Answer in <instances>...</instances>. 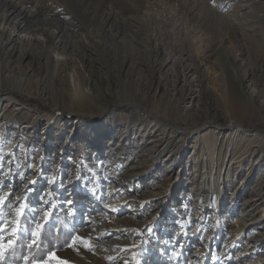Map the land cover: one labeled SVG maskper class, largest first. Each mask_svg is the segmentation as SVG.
Wrapping results in <instances>:
<instances>
[{"label": "rangeland", "instance_id": "obj_1", "mask_svg": "<svg viewBox=\"0 0 264 264\" xmlns=\"http://www.w3.org/2000/svg\"><path fill=\"white\" fill-rule=\"evenodd\" d=\"M15 1L30 8L36 0ZM39 1L44 13L30 24L51 35L57 29L49 17L59 16L70 35L60 40L67 55L80 51V36L88 38L89 78L115 94L100 95L107 107L74 106L71 89L45 73L40 47L21 62L6 56L16 75L33 74L47 98L0 82V244L12 242L0 264H264V235L250 242L248 229H230L264 178V0ZM114 13L139 19L126 23ZM146 13L151 17L141 19ZM125 25L142 33L143 40L132 37L137 48L127 44ZM160 46L176 70L195 61L210 79L198 74L185 86L174 66L155 71ZM245 69L256 84L253 101L245 92L250 80L241 84ZM67 74L69 82L77 79L72 68ZM156 88L154 102L136 92ZM189 88L199 92L194 108L184 107ZM130 97L138 105L113 104ZM98 118L115 125L95 136ZM135 163L142 174L124 179ZM255 203L258 233L264 201ZM203 208L201 218L196 210Z\"/></svg>", "mask_w": 264, "mask_h": 264}, {"label": "bare ground", "instance_id": "obj_2", "mask_svg": "<svg viewBox=\"0 0 264 264\" xmlns=\"http://www.w3.org/2000/svg\"><path fill=\"white\" fill-rule=\"evenodd\" d=\"M1 1L6 8L3 10H0V58L4 57V59H2V61H4L3 67L2 69L0 68L1 69L0 82L8 83V82L13 81L14 87L18 88L20 93H23V94L29 93L30 96L33 95L40 99H43L44 102L46 101L47 97H43V96L47 94H44V92L42 91L43 89L42 90L40 89L41 91L38 90L39 81H37L35 85L32 83L33 74L28 76V74H26L28 72H25L21 75L20 74L16 75L14 71L17 66L16 67L11 66V62L9 60H6V56L13 57L16 54L18 55V60L20 62L24 59H27L32 53L30 50L31 47H35L36 45L42 49L41 52L45 55V68H47L45 69V73L47 74L51 73V75L54 76L52 77V79H55L65 84L66 87L68 86L73 92L70 94V97H72V100H71L72 105L77 106V107H83L86 105H100V106L106 105V107L109 106V103L107 104L102 103L103 99L100 97V95L105 96L106 98L107 97L111 98V94H115V92L109 91L107 88L103 89L97 85H94L92 80L89 78L88 71L86 70V65H87L86 58H91L92 57L91 54H94V47L92 46L88 38H85L84 35L80 36L79 41L83 47L80 46L79 52H77V50L75 51V56L67 55V54H71V52H68V50H66V48L63 45V42L60 40L62 37L64 36L69 37L70 35H68L67 30L63 26H60L59 24H57L58 21L60 20L59 16H56L54 18L49 17L50 21L56 22L54 24L57 30H55L51 35H48L50 34V28L48 29L38 28L35 25H31L29 21L31 17L33 16L39 17L40 15H43L44 13L42 4L40 3L39 0H36L34 5L30 8L25 6L21 1L17 2L15 0H0V2ZM114 14H116V17L119 20H123L126 23H130L132 19H136V20L139 19L138 17L139 15L138 16L133 15L132 17L129 15L130 17L126 16L124 18L123 17L120 18L119 13H114ZM143 17H151V16L149 13H146L145 15H142L140 18L142 19ZM129 19H130V22H128ZM103 21L107 22L106 19ZM150 24H152L151 21L148 25ZM126 27L128 29L127 32L132 35L127 40L128 42L127 44L131 47H134V42L137 40H132V37L135 39L134 35H136L138 40L139 39L143 40L141 38L142 33L140 31L132 30V28H130L129 26H126ZM108 32H109V29H106L105 33H108ZM45 34H47L48 37H46ZM118 37H120V35L116 34L115 38H118ZM57 38H59V40ZM81 47L85 51H83ZM88 48L92 50V53L90 55L87 54V51H86ZM134 48H137V47L135 46ZM156 49L160 51L158 55L162 56V59L158 61V66L154 68L155 71L161 72L164 70H168L169 68L172 69L173 66L175 67V60H173L174 59L173 56L166 54L165 50L162 49L161 46ZM74 50L75 49H72L71 51H74ZM151 53H153V51ZM158 55H156L155 53L154 56L150 57V60L152 62V67H153V64L156 62V58ZM110 61L111 63H113L115 60L114 61L110 60ZM234 61H237V59L234 58ZM122 63H123V66H121L120 68L121 73L125 69L124 65L126 64L127 66V61L123 59L121 60V64ZM198 64L197 62L194 61L193 63H188L186 65L180 64L181 67H179L180 69L178 68L177 70L175 67L174 73H173V75L175 76V80L179 83H182L185 86L186 85L188 86L192 83H195V77H197L198 74H201L202 76H204L205 81H208L210 79L209 73L205 71V67L203 68L201 67V65H198ZM135 65L138 66V63H136ZM114 66H117V64H115ZM22 67H25V66L21 65L20 68ZM68 68H72L73 73H76V76H77L76 80H71L69 82V78H67ZM132 68L133 67L131 66L128 69H132ZM165 72L167 73V71ZM252 75H254V73H252ZM154 76H155V73L152 75V78ZM249 77H250V74H248L247 69H245L241 77V84L243 85L245 81L250 80L248 84V89L247 90L245 89V92L248 96V99L250 101H253L256 98L255 97L256 84L253 82V79L252 78L249 79ZM17 78H20V79L18 80ZM45 78H47V76H45ZM196 80L198 81V79ZM15 81H20V82L15 84ZM23 82L24 84H22ZM28 82L31 83V88H30V83ZM138 91L140 92V94L142 93L143 95H145V97L143 96L142 98L147 102H151V101L154 102L153 100L159 97L158 88H156L154 92H152V89H150L148 92H145V94L144 92H142V89H137L136 92ZM140 94L137 93L136 95H140ZM199 97L200 96H199L198 90L190 89L188 95L184 97V102L187 100L185 102L184 107L186 108L196 107L199 103ZM131 98L132 97L127 98L124 101H117V98H114L116 101L113 100L114 101L113 104L121 103V104L135 105L136 103H134V101ZM15 109L11 110L12 113L15 111ZM52 109L55 110L56 108H52ZM75 110H78V109H75ZM146 110L148 109L146 108ZM60 111L64 112L67 110L61 109L59 110V112ZM149 111L150 113H152L151 109H149ZM70 112L73 113V111H70ZM75 114H77V112ZM92 115L97 117L95 113H93ZM56 118H57V123L60 125L63 118L59 115V113ZM99 120L100 118L96 119L95 121L96 123H94L93 134L95 136L97 132H98V135L102 134L103 131L108 130L109 128L112 127V125H115L114 121H109V123H107V122H101ZM260 139L258 140L261 143L262 139L261 140ZM155 141H158V139L153 140V142ZM14 145L15 143L11 144V146H14ZM203 146L206 147L205 140H204ZM210 147H212V145H210ZM253 153H255V150H253L251 154ZM130 168L132 169L129 171L122 172L121 175L125 176L124 179L133 177L132 175L134 172H136V174H139V173L142 174L141 172H139L141 168H139L138 163L132 164ZM260 178H261V181L259 182V184H261L262 187H260V189L258 190H255V189L252 190V192H250V194L247 195V197L244 199V202H243L244 204H246V206L243 208L241 213L235 216L234 218H232L230 222V227H231L230 229L232 230V232H235L236 235L241 233L243 230L248 229L250 233H248L247 239H250L249 240L250 242H254L255 239L257 240L263 239V235H264V228L260 230L258 233L257 231L253 232L254 224L257 223L256 221L257 212L259 210V207L255 206L257 205V203H255V200L264 201L263 199L264 197V178L263 177H260ZM223 190H225V186L219 185V191L216 196V201L219 204L222 203L221 196L223 194ZM151 193L152 194L150 195H153L154 190H152ZM206 210L207 208L199 209V210H196V213H198L197 215H199V217L203 218L205 216ZM220 226H222L221 222L220 223L218 222V228ZM103 231L104 229L97 230L98 234L100 235L104 234ZM197 255L198 254H193L191 257L197 258L198 257ZM191 262L192 260L190 261V263Z\"/></svg>", "mask_w": 264, "mask_h": 264}, {"label": "snow or ice", "instance_id": "obj_3", "mask_svg": "<svg viewBox=\"0 0 264 264\" xmlns=\"http://www.w3.org/2000/svg\"><path fill=\"white\" fill-rule=\"evenodd\" d=\"M33 183H35V181H33ZM11 241L8 242V244H0V257H2L3 254V250L6 249L7 247H9L11 245ZM61 264H67V262H61Z\"/></svg>", "mask_w": 264, "mask_h": 264}]
</instances>
